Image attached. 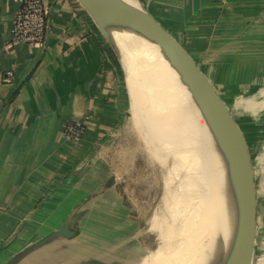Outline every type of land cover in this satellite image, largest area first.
Wrapping results in <instances>:
<instances>
[{"label":"crops","instance_id":"1","mask_svg":"<svg viewBox=\"0 0 264 264\" xmlns=\"http://www.w3.org/2000/svg\"><path fill=\"white\" fill-rule=\"evenodd\" d=\"M137 1L232 106L250 140L256 176V127L264 121V0ZM44 2L45 45L12 49L6 44L21 0H0V264H10L68 220L74 240L56 238L19 264H49L58 251L60 260L70 261L62 252L77 254V238L97 218L110 221L104 234L140 253L145 244L133 231L132 202L107 154L125 109L116 54L78 0ZM8 71L14 75L4 83ZM74 121L87 126L77 145L63 137L64 125ZM129 253L122 258L137 256Z\"/></svg>","mask_w":264,"mask_h":264},{"label":"bare ground","instance_id":"2","mask_svg":"<svg viewBox=\"0 0 264 264\" xmlns=\"http://www.w3.org/2000/svg\"><path fill=\"white\" fill-rule=\"evenodd\" d=\"M122 1L140 7L136 0ZM108 32L128 76L129 119L149 159L166 174L172 159L174 174L184 177L173 195L171 175L165 183L162 205L173 224L165 216L154 222L166 247L151 252L145 264H226L237 208L217 134L156 42L131 27L112 26Z\"/></svg>","mask_w":264,"mask_h":264},{"label":"water","instance_id":"3","mask_svg":"<svg viewBox=\"0 0 264 264\" xmlns=\"http://www.w3.org/2000/svg\"><path fill=\"white\" fill-rule=\"evenodd\" d=\"M78 1L111 44L120 65L108 32L112 26L131 27L156 42L190 87L221 143L227 161L229 182L236 200L235 234L226 264H253L259 218L255 156L250 140L234 115L232 106L223 98L217 85L189 51L139 3L140 7L129 5L122 0ZM76 236L74 222L68 220L62 229L23 251L10 264H19L30 253L56 238L71 240Z\"/></svg>","mask_w":264,"mask_h":264},{"label":"rangeland","instance_id":"4","mask_svg":"<svg viewBox=\"0 0 264 264\" xmlns=\"http://www.w3.org/2000/svg\"><path fill=\"white\" fill-rule=\"evenodd\" d=\"M100 37L102 43L112 49L111 44L101 32ZM123 67L120 65L123 75L124 120L107 154L108 162L113 172L118 176L120 189L127 194L132 202L131 206L134 210L133 221L135 222L133 231L139 232L136 236L138 241L140 240L145 244V249H142L139 253L133 248L131 253L130 249L125 248L119 242L118 236H108L103 233L107 230L106 228L110 221L104 218H97L89 220L88 227L84 226L82 229L76 240L81 245V247L75 249L77 254L68 250L62 252L65 257L70 258V261L67 259L60 260L61 258L57 257L56 254L59 253L58 251L53 253L54 258L49 261V264H145L151 252L166 247V242L160 238L159 232L153 230L152 225L154 222H158L159 219H165V217L169 224H173V217L163 210L162 205L165 183L166 181L168 182L171 175L169 192L173 195L180 191V186H182L180 184L183 182L184 177L182 178L179 173H177V176L174 174L177 171L174 169L175 164H173L172 159L168 161L167 174L164 173L159 165L149 159L146 144H144L145 141L138 136L139 133L136 132L135 126L129 119L130 90L127 83L126 69L125 66ZM262 120H264V115ZM256 146H258V148L256 147V180L259 218L253 264H264V121H261V124L256 127ZM168 175L169 177H167ZM92 232H95L94 236ZM93 239H95L94 242L92 241ZM106 243H110V245H106ZM127 252L137 256H134L132 260L122 258L124 254H128ZM76 256L79 259L90 258L91 260L88 262L82 260L83 262H81ZM93 257H100V259H92Z\"/></svg>","mask_w":264,"mask_h":264},{"label":"built area","instance_id":"5","mask_svg":"<svg viewBox=\"0 0 264 264\" xmlns=\"http://www.w3.org/2000/svg\"><path fill=\"white\" fill-rule=\"evenodd\" d=\"M48 32V9L44 0H21L16 12L10 39L6 46L15 49L22 45L42 47L46 43ZM13 72L3 75V82L9 83ZM87 131L86 124L74 121L63 127V137L72 145L79 144Z\"/></svg>","mask_w":264,"mask_h":264},{"label":"trees","instance_id":"6","mask_svg":"<svg viewBox=\"0 0 264 264\" xmlns=\"http://www.w3.org/2000/svg\"><path fill=\"white\" fill-rule=\"evenodd\" d=\"M115 62H116V64H117V66L120 67V63H119V61L117 60V58H115Z\"/></svg>","mask_w":264,"mask_h":264}]
</instances>
